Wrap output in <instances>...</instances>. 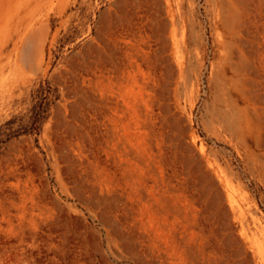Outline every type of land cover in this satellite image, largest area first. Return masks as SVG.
Returning a JSON list of instances; mask_svg holds the SVG:
<instances>
[{"label": "rangeland", "instance_id": "rangeland-1", "mask_svg": "<svg viewBox=\"0 0 264 264\" xmlns=\"http://www.w3.org/2000/svg\"><path fill=\"white\" fill-rule=\"evenodd\" d=\"M0 264H264V0H0Z\"/></svg>", "mask_w": 264, "mask_h": 264}]
</instances>
